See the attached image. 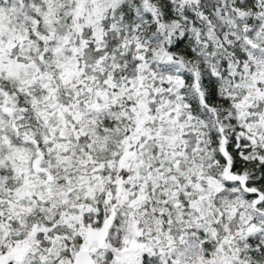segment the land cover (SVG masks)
Wrapping results in <instances>:
<instances>
[{"label":"snow or ice","instance_id":"obj_1","mask_svg":"<svg viewBox=\"0 0 264 264\" xmlns=\"http://www.w3.org/2000/svg\"><path fill=\"white\" fill-rule=\"evenodd\" d=\"M0 264H264V0H0Z\"/></svg>","mask_w":264,"mask_h":264}]
</instances>
